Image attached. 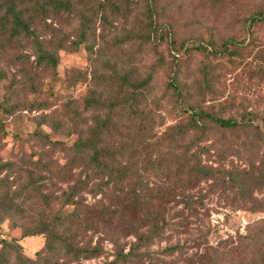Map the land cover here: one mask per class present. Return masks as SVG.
<instances>
[{
  "label": "rangeland",
  "instance_id": "rangeland-1",
  "mask_svg": "<svg viewBox=\"0 0 264 264\" xmlns=\"http://www.w3.org/2000/svg\"><path fill=\"white\" fill-rule=\"evenodd\" d=\"M45 1L0 0V19L14 4L31 32L12 34L9 14L0 25V179L23 208L0 222L9 264L10 239L33 258L44 244L43 234L21 237L33 214L73 211L76 242L102 253L56 251L50 264H103L113 242L133 248L132 264H245L253 247L243 237L264 222V0H114L104 10L102 0L58 10ZM152 17L166 27L151 34ZM145 79L133 99L130 84ZM90 95L100 105L85 106ZM96 116L112 123L102 144L122 176L107 179L76 149ZM193 166L212 176L184 182ZM133 232L144 237L137 249Z\"/></svg>",
  "mask_w": 264,
  "mask_h": 264
},
{
  "label": "trees",
  "instance_id": "trees-1",
  "mask_svg": "<svg viewBox=\"0 0 264 264\" xmlns=\"http://www.w3.org/2000/svg\"><path fill=\"white\" fill-rule=\"evenodd\" d=\"M103 2L97 3L98 10H104L106 6H110L111 8H115L113 4L114 0H102ZM37 4V2H36ZM44 4H48L53 9L58 10L59 8L67 7L68 3L62 0H46ZM7 12L2 15L0 19V25L5 23L10 16L13 20L12 26V34H17L21 31L31 34L29 29V11L28 10H20L17 11L14 4H9L7 6ZM9 14V16H8ZM87 20V18H86ZM148 29L152 32H156V28H160L162 30L166 26L158 25L157 19L154 17L150 18L147 25ZM34 44L36 49L38 50L39 56L42 60L49 62L52 65H55L56 59L52 53L47 51H43L42 43L35 37ZM198 49H204L203 46L198 45L196 46ZM124 83H127V79L124 80ZM132 93L131 96L134 99V90L135 89H144L147 85V79L139 82L131 83ZM85 106H93V105H100L99 100H97L93 95L86 97L84 99ZM198 118L202 117H211L207 112H197ZM197 118L193 119L194 126H197ZM214 123L225 127L235 129L238 123L234 120L230 119H223L220 117H212ZM112 123L109 118L101 119L99 116H96L93 125L88 129L87 137L83 140H79L76 143V149L81 151H90L91 158L90 163H92L93 168L96 171L101 173H105L107 179L111 178L112 176H122L124 175V171L112 166L110 160L112 159V150L102 144L103 137L105 133H107L109 126ZM8 164L0 163V169L4 168ZM180 174V178L182 176V171H178ZM184 175V174H183ZM185 180L184 182H193L194 180L201 177H209L212 176L211 171L209 169H204L200 167H190L185 171ZM184 179V178H183ZM4 182L0 179V222L3 219H8L11 217L13 213L19 212L21 209L20 204L14 201V197L9 195L7 192H4ZM137 205H141L140 202H136ZM186 205L189 207V202H186ZM23 211V210H21ZM104 211V216L111 220V212ZM79 214H76V216ZM74 211L71 215L63 216L58 215L52 221H47L42 218L40 214H33L31 216L30 221H32V225L25 227L22 230L21 237L25 236H33L43 234L45 236V241L43 246L35 252V258L25 255H20L17 251L18 249V242L16 239L12 238L9 242H5L6 246L10 247V250L15 254V261L13 264H39V259L45 255L43 259V264H50L48 260V256L55 253L56 251H62L64 256H71L73 259H89L96 256L101 255L102 248L98 244H78L76 242V236L71 233L70 225L73 223L74 220ZM154 233L157 231V223L155 217L149 218L147 220ZM256 229L251 231L248 230V234L245 235L243 238H247L250 246L253 247L252 255L246 260L245 264H264V222L260 225L255 227ZM133 235L137 241L136 247L139 248L141 242L144 237L142 234H138L137 232H133ZM114 248L116 249L114 253V258L109 261L104 262L103 264H132L136 255L133 252V248L131 247L128 251H124L123 248L119 247L116 242H113ZM174 247H169L168 250L173 249ZM8 256L3 255V251L0 250V264H9ZM217 261V260H216ZM215 264V261L213 262ZM219 263V261H218ZM52 264H59L58 262H53Z\"/></svg>",
  "mask_w": 264,
  "mask_h": 264
}]
</instances>
